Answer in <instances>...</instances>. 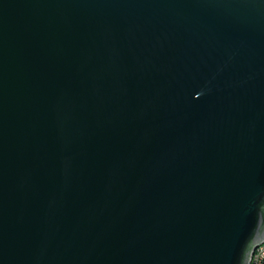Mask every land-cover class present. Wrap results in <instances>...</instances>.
<instances>
[{
	"label": "water",
	"instance_id": "water-1",
	"mask_svg": "<svg viewBox=\"0 0 264 264\" xmlns=\"http://www.w3.org/2000/svg\"><path fill=\"white\" fill-rule=\"evenodd\" d=\"M263 243L264 0H0V264Z\"/></svg>",
	"mask_w": 264,
	"mask_h": 264
},
{
	"label": "built area",
	"instance_id": "built-area-1",
	"mask_svg": "<svg viewBox=\"0 0 264 264\" xmlns=\"http://www.w3.org/2000/svg\"><path fill=\"white\" fill-rule=\"evenodd\" d=\"M249 264H264V246L254 250Z\"/></svg>",
	"mask_w": 264,
	"mask_h": 264
},
{
	"label": "bare ground",
	"instance_id": "bare-ground-1",
	"mask_svg": "<svg viewBox=\"0 0 264 264\" xmlns=\"http://www.w3.org/2000/svg\"><path fill=\"white\" fill-rule=\"evenodd\" d=\"M264 246V243L263 244H261L260 246H258V247H263Z\"/></svg>",
	"mask_w": 264,
	"mask_h": 264
}]
</instances>
